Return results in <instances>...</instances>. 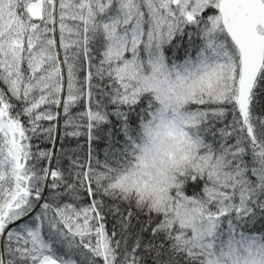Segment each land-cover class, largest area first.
<instances>
[{"label":"snow or ice","instance_id":"1","mask_svg":"<svg viewBox=\"0 0 264 264\" xmlns=\"http://www.w3.org/2000/svg\"><path fill=\"white\" fill-rule=\"evenodd\" d=\"M0 264H264V0H0Z\"/></svg>","mask_w":264,"mask_h":264},{"label":"trees","instance_id":"2","mask_svg":"<svg viewBox=\"0 0 264 264\" xmlns=\"http://www.w3.org/2000/svg\"><path fill=\"white\" fill-rule=\"evenodd\" d=\"M47 126V125H46ZM71 131L72 129H68ZM63 133V127H62V122L60 128L56 132V142L55 145L53 146L47 139L44 140H34L33 142L37 145H39V148L41 150H52L53 151V162L55 161L56 156L59 154V151L61 149V146L67 148V147H75L77 141L81 145L85 144V138L80 137V138H73V137H67V138H61ZM35 150V149H34ZM66 163V162H65Z\"/></svg>","mask_w":264,"mask_h":264}]
</instances>
